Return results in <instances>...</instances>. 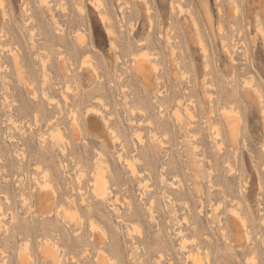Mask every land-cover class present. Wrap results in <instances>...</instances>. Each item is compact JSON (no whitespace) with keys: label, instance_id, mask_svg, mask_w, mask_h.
<instances>
[{"label":"rangeland","instance_id":"rangeland-1","mask_svg":"<svg viewBox=\"0 0 264 264\" xmlns=\"http://www.w3.org/2000/svg\"><path fill=\"white\" fill-rule=\"evenodd\" d=\"M191 253L264 264V0H0V264Z\"/></svg>","mask_w":264,"mask_h":264},{"label":"bare ground","instance_id":"bare-ground-1","mask_svg":"<svg viewBox=\"0 0 264 264\" xmlns=\"http://www.w3.org/2000/svg\"><path fill=\"white\" fill-rule=\"evenodd\" d=\"M2 2V1H1ZM101 2V1H100ZM99 2V3H100ZM173 2V1H172ZM94 3V2H93ZM101 4V3H100ZM93 5V4H92ZM171 5H172V3H171ZM98 6H100V5H98ZM174 6H175V4H174ZM174 6H172L173 7V9L172 10H174V8L176 7H174ZM93 7H94V5H93ZM98 8V7H97ZM181 9V10H180ZM180 9L178 8V10H179V12L182 14V8L180 7ZM96 10V9H95ZM97 11H99V10H97ZM173 12V11H172ZM220 12V11H219ZM230 13V12H229ZM236 13V12H235ZM231 14V13H230ZM105 17V16H104ZM102 19V18H101ZM105 21H106V19H104ZM103 23H104V21H103ZM196 27V26H195ZM222 29V28H221ZM108 30V29H107ZM110 30V29H109ZM109 32V31H108ZM109 33H112V32H109ZM109 35V34H108ZM111 35V34H110ZM113 35V34H112ZM111 35V36H112ZM202 43V41L200 42V44ZM201 46V45H200ZM203 46H204V44L202 45V47L201 48H203ZM205 47L206 46H204V49H205ZM204 49H202V50H204ZM207 51V50H206ZM204 52V51H203ZM207 54V53H206ZM148 64H147V62L145 61V60H141L139 63H138V65H137V67L140 69V70H142V72L144 73V75H145V73L147 72L146 70H147V67H149V66H147ZM146 71V72H145ZM235 124V123H234ZM97 124H95V121L94 120H92L91 122H90V127H91V129H94V127L96 126ZM233 128H234V126H232ZM234 132V131H233ZM130 165V164H129ZM95 186H96V194H98L99 196H102L104 193H105V181H104V177L102 176V174L101 173H99L98 175H97V179H96V184H95ZM182 233V232H181ZM182 235V234H181ZM187 242H189V241H187ZM192 243V242H191ZM183 248H185V244H184V247ZM186 250V249H185ZM192 259H194V264H196V262L198 263L199 261H200V257L198 258V255L197 254H190L189 255ZM199 259V260H198ZM198 260V261H197ZM24 264V263H23Z\"/></svg>","mask_w":264,"mask_h":264}]
</instances>
